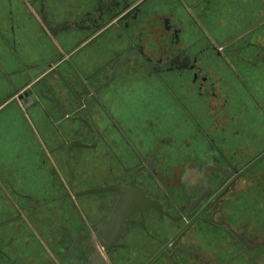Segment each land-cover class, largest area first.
I'll list each match as a JSON object with an SVG mask.
<instances>
[{
    "label": "crops",
    "instance_id": "1",
    "mask_svg": "<svg viewBox=\"0 0 264 264\" xmlns=\"http://www.w3.org/2000/svg\"><path fill=\"white\" fill-rule=\"evenodd\" d=\"M141 1L127 3L133 6ZM89 4L90 0H0V264H90L85 232L91 226L96 231L119 199L116 191L70 194L66 148L71 142L88 143L68 140L60 162L59 142L71 133L63 124L76 120L83 137L86 125L74 114L70 119L62 116L47 97L52 94L70 112L64 95L56 92L63 88L61 84H71L66 76L71 73L74 78L76 71L88 78L107 60L110 46L99 37L89 44L93 33L83 36V43L76 47L79 33L58 29L60 9L68 8L67 16L73 21L76 6ZM65 19V24L70 23ZM119 25L106 32L107 39L113 37L114 54L126 52L130 42L143 49L151 64L161 61L160 65L171 68L156 75L127 62L114 82L98 92L112 120L92 103L81 118L108 138L116 155L112 157L108 151L112 149L103 142L93 150L73 147L69 155L73 186L77 192L111 186L106 182L110 166L120 180L116 185L143 192L163 204L170 217L146 204H134L116 234L107 264H262L264 237L250 242L238 231L230 218L235 216L234 205L229 217H220L219 209L212 216L214 222L205 214L184 227L183 221L172 218L169 203L158 198L161 195L148 173L135 170L132 152L153 158L158 170L203 161L205 165L218 158L229 162L224 151L244 158L251 149L263 148L245 166L264 195V182L253 172L256 165L264 164V0H143L131 20ZM195 73L206 81H195ZM41 78L42 96L35 84ZM27 88L37 101L19 99ZM113 122L120 133L114 131ZM77 148L82 150L81 160L74 157ZM210 154L214 162H205ZM80 163L86 166L84 179L77 172ZM240 179L249 188L251 183ZM54 180L63 186L73 208L72 214L71 209L66 211L68 217L57 212L58 220L52 221L53 230L47 232L28 220L26 205L43 198L31 186L38 185L40 193L44 189L52 193L57 187ZM82 180L87 186L79 188ZM175 191L169 188L168 199L179 203L183 197ZM57 193L47 198L51 207L58 204ZM108 193L115 195L114 200L99 208L96 198ZM35 210L36 206L31 211ZM237 210V216H250L249 207ZM75 211L81 222L74 218ZM222 219H230L241 239L217 224ZM173 241L178 246L171 257L163 255Z\"/></svg>",
    "mask_w": 264,
    "mask_h": 264
},
{
    "label": "flooded vegetation",
    "instance_id": "2",
    "mask_svg": "<svg viewBox=\"0 0 264 264\" xmlns=\"http://www.w3.org/2000/svg\"><path fill=\"white\" fill-rule=\"evenodd\" d=\"M137 5L136 8L134 6ZM138 4H133V6L127 1L125 4L121 7L119 12L115 15L109 18V21L107 23H104V25H101L98 27V31L93 32L91 37L89 38V44H92L94 39L97 37L100 38V41L103 43H107V45L110 46L109 54L107 55V60L101 65L98 70H96L91 76L88 78H81V76L74 71V79L77 82L78 87L73 88L71 84H68L66 86L67 92L70 94V104L73 106V113L72 111H67L66 107L63 106V104L59 103L58 100L54 98L52 94L47 96L48 98H54L53 104L56 106L57 110L63 115H65V118L70 119L72 118V114H74L76 117L75 118H80L83 114L85 115L88 110H89V105L90 103L93 104L94 107L99 108V110L102 113V116L104 118H107L109 120H112L109 112L107 111L106 107L103 104H100L99 102V97L97 96L98 92L106 89L110 84H112L116 78V74L119 71V69L127 62H131L138 64V66L143 69L146 73L148 72L149 74H160L162 72H165L166 70L170 69L171 67L168 65H160L161 61L156 63V64H151L148 61V58L143 55V49L138 46L136 47L135 44H131L129 42V48L124 52L123 54H114L112 51V46L114 45L113 42V37L111 39H107L108 34L106 33L107 31H110L112 29H115L116 26L117 28H121V25H119L121 22H124L125 20H131L133 15L136 13L138 10ZM99 10L101 14H105L104 12H108V9L103 5L102 2L99 3ZM126 14H128L127 17H123ZM102 16V15H101ZM106 33V34H105ZM108 40V41H107ZM130 41V40H129ZM184 62V61H183ZM170 64V63H168ZM171 65V64H170ZM179 66V65H178ZM193 79L195 81L205 82L206 77H199L197 73L193 74ZM40 80V79H39ZM37 81L35 84L38 88V93L40 96H42V92L44 90V83L40 81ZM31 90V94L27 93L26 95L23 94V92H27V90ZM19 95L20 98L24 97H31L35 96L36 101H37V96L33 93L31 88H27ZM35 102V101H34ZM69 105V103L67 102ZM64 112V114H63ZM90 125V124H89ZM87 133L91 137V142L86 144L87 147H92L91 149L88 150H93L96 148V146L100 143L103 142V145L106 143L108 144L105 145L107 148L106 149H112L108 150L111 152L112 157H114L115 150L114 147L109 145V141L107 140L108 138L104 137L102 134H100L95 127L91 124L90 127L85 126ZM112 127L116 133H120V129H118L117 125L112 123ZM120 135V134H119ZM108 136V135H107ZM112 143V142H111ZM126 143V142H125ZM127 144V143H126ZM75 147V146H74ZM132 154L134 155L135 160L137 161V167H135V170L138 169L142 170L143 172L148 173V175L152 178L151 182H153L156 185L157 191L159 192L160 195L165 196L166 203H169V207L173 211L172 218L175 220L183 221L184 222V227H187L193 223L199 222L202 220L203 217H205V214H208L209 220L212 221L211 217L213 216L214 213H216L217 210L220 209L221 207V200L229 194L230 190H232L236 184V181L241 178L243 174H249V166H245L242 168V170H237L236 167L231 165L229 162H226V160H222V162L215 161L214 163L210 164H205V165H200L198 169H190L185 171V176H194L197 181V185L199 186V192L196 196L189 198V203L187 206H181L178 203L175 202V200H169L171 195L169 192L168 185L164 179V176L160 173H158V170L155 169V162L153 158L146 159L139 153L135 152L133 150ZM205 166H212V167H217L220 166L225 172L221 171H213V170H205L202 173V168ZM108 168L111 170L109 172L110 175H113L114 177V182L111 183V185H116V183L120 182L118 179V175L114 173V170L112 167L108 166ZM214 175L211 176V175ZM202 178L205 179L208 187H209V193L206 197H204L200 202L196 203L193 206V203L196 199H198L202 194L206 192V188L204 187L203 180ZM122 182V181H121ZM118 185V184H117ZM122 185H124L122 183ZM186 188H184L183 193L186 194V191H190V185L187 182L186 183ZM134 188V186H133ZM119 193L118 191H116ZM71 194V192H70ZM111 194V193H108ZM107 195V194H105ZM114 195V194H111ZM120 195V193H119ZM188 195V193H187ZM118 198V197H117ZM169 198V199H168ZM234 201L232 200V203L230 202V207L233 208V203ZM112 211V210H111ZM111 213V212H110ZM109 213V214H110ZM217 222H227L229 225L230 224V219H222ZM101 223V222H100ZM100 223L96 226V228L99 227ZM224 226V225H222ZM231 227V226H230ZM232 228V227H231ZM88 244L89 246L93 247L92 254L94 253V250H98L103 258L106 260V263L108 262L107 256L108 254H105L100 246L97 244L96 240L94 242L91 241V235L93 234L94 230L93 227L91 226L88 228ZM240 236V235H239ZM241 237V236H240ZM176 241H173V245L169 247L166 251H162L163 255H168L171 257L172 251L177 247ZM112 248V247H111ZM110 248V250H111ZM109 250V251H110ZM109 253V252H108ZM91 264V263H90Z\"/></svg>",
    "mask_w": 264,
    "mask_h": 264
},
{
    "label": "rangeland",
    "instance_id": "3",
    "mask_svg": "<svg viewBox=\"0 0 264 264\" xmlns=\"http://www.w3.org/2000/svg\"><path fill=\"white\" fill-rule=\"evenodd\" d=\"M72 1V0H69ZM127 0H90V4L85 6V8H76L74 9L75 12V17L73 18V21L70 20L71 17L67 16V10H69L67 8L66 9H60L59 10V23H58V29L62 30H72L75 31L78 36H80L78 39H80L79 41L77 40V45L76 47L79 46L80 43H83L81 41V39L83 38V36H86L88 34H92L95 31H98V27L101 25H104V23H107L109 21V18L112 16H115L119 10L121 9V7L125 4ZM132 1V0H129ZM135 0H133L134 2ZM139 1V0H137ZM74 2V1H73ZM102 2L103 5L108 9V12H104L105 14H101L100 10H99V3ZM102 15V16H101ZM65 18H68L67 20H70V23L65 24L66 20ZM63 20V21H62ZM69 25V26H68ZM67 27V28H66ZM66 78L69 80V82L71 83V85L73 86V88H77V82L75 81L74 78H72L71 73H69ZM51 82V81H49ZM61 84V83H60ZM61 88L60 92L56 91L57 93H59V95L63 96L62 100L63 102H68L69 105V109H71V111L74 109L72 104H70V101H72V99H70V94L67 92V88L65 86H63L61 84ZM61 96V97H62ZM53 109V108H52ZM61 123V121L59 122ZM65 127L66 131H69L71 133H69L68 136L65 137V140L61 139V141L59 142V152L57 154V156H59V161L62 162L63 159V155L62 152L64 150L65 147V143L68 140L74 139V140H83L87 143L91 142V137L90 135L87 133V136L83 137L80 134V124L76 121V120H68L63 124ZM87 137V138H86ZM263 149V148H262ZM260 149V150H262ZM260 150H254L251 149L249 151V153L245 154V157L243 158L242 154L239 153H232V152H227L224 151V155H228L227 159L230 162L231 165H233L234 167L237 168V170H242V168H244V166L246 164H248L251 160L254 159V157H256L257 155L260 154ZM82 150L80 149H76L75 150V155L74 157H80L82 156ZM88 154V153H87ZM93 153H90V155H92ZM94 156V155H92ZM212 156H218L215 153L212 154ZM219 157V156H218ZM217 157V158H218ZM209 159H207L205 162H214L213 158L210 156L208 157ZM80 160L82 159V157L79 158ZM212 160V161H211ZM218 162H222V160L220 158H218ZM204 163L203 162H199V163H193L192 165H184L183 167H176V168H170V169H158V173L162 174L164 176V179L166 181V183L169 184V188H171L172 190H176L175 192L178 194V196H182V200L181 202H179L178 204L181 206H187L189 203V198L194 197L198 194L199 192V186L197 185V181L196 178L194 176H185V171L190 170V169H198V167ZM76 169V168H75ZM86 166L84 164H79V166H77V172L80 175V177H82L84 179V176H86ZM107 183H113L114 182V176L110 175L109 172L111 171L109 168L107 169ZM61 172H63V176L64 171L63 169H61ZM255 176L260 177L263 182H264V164L262 165H256L254 167L253 170ZM241 178H244L245 182L248 184H250V186H248L249 188L245 189V185L243 183V179L237 180L236 184L234 186V188L232 190H230L229 194L226 195L223 198L222 201V206L220 207V217H229L228 216V212L230 211L231 207H230V202L232 203V199L235 198L234 206H235V216L234 217H230L232 223L234 224V226L238 229V231H241L249 240L250 242H259L263 237H264V195L262 190L260 189V187L257 185L256 181L254 180L252 174H243L241 176ZM81 181V180H80ZM54 182H56L54 180ZM189 183L190 185V191H186L184 194L183 193V189L186 188V183ZM57 183V182H56ZM134 183V182H133ZM135 184V183H134ZM132 184V185H134ZM145 184V183H144ZM143 184V185H144ZM83 186H87L85 184H83V180L79 185V188H82ZM145 186V185H144ZM30 187V186H29ZM44 187H48V186H44ZM152 187V186H151ZM30 188H32V190L34 191L37 188V195L40 197V194L42 195L43 198H41V201L35 202V201H28L27 205H26V215L28 220H31L30 222L38 224L41 226V228L43 230H47V232H51L53 229L52 227V221H55L57 219V212L59 213H63L62 215H65L68 217V215H66V211H70L71 209V214H72V208L73 205L71 203V201L68 199L67 197V193L65 191V189L63 188V186L60 184V182L57 183V190L55 188V186H53V190L52 193L54 194L56 191L58 192L55 196H59L60 199L58 200V204H53L54 206L51 207V202L47 201V198L51 196L52 193H50L51 191L48 189L46 190L47 192H49V194L47 196L44 195L45 189L43 190V192L40 193V190L38 189V185L37 186H31ZM33 191H27V192H33ZM39 193V194H38ZM188 193V195H187ZM115 198V195H100L98 196L97 202H98V206L99 208H102V206H108ZM159 199H162V201H166L165 198L163 197V195L158 196ZM236 198H241L240 200H244L242 202L237 201L238 199ZM245 202V203H244ZM43 204V206H42ZM243 204H245L243 206ZM36 206V210L34 212H32L31 210L33 209V207ZM58 206L59 209L57 210L55 207ZM249 207V211H250V216L248 217H242V216H237L236 214L238 213V210H240V212L243 211V209H248ZM237 212V213H236ZM261 214V215H260ZM70 217V216H69ZM74 218L80 221V218L78 217L77 212H74ZM64 219H67L66 217H64ZM0 220L2 221L3 219L0 218ZM58 220V219H57ZM97 222V220H96ZM55 224V223H54ZM1 235V234H0ZM85 240L88 243V234L85 232L84 235ZM89 245V244H88ZM119 248V247H117ZM89 253L92 254L93 251V247L89 246ZM119 250V249H117ZM237 250V249H236ZM263 252V251H262ZM258 254V253H257ZM118 256L117 251H115L112 255V260L115 262L116 257ZM262 264H264V262H262Z\"/></svg>",
    "mask_w": 264,
    "mask_h": 264
},
{
    "label": "water",
    "instance_id": "4",
    "mask_svg": "<svg viewBox=\"0 0 264 264\" xmlns=\"http://www.w3.org/2000/svg\"><path fill=\"white\" fill-rule=\"evenodd\" d=\"M136 7H137V5L134 6V8H136ZM127 16H128V14H126L123 17H127ZM47 76H49V73L44 77H47ZM43 80H44V78H41L39 80L40 83L43 82ZM27 93L31 94V90L28 89L27 92H23L24 95H26ZM49 99L52 102L55 101L54 98H49ZM32 100L36 101L35 96H32ZM63 114H64V112H63ZM79 119L86 126L90 127V125L86 121H84L81 117ZM74 146H83L84 147L85 145L78 143V142H71L68 144V146L66 148V164H67L68 177H69V190H70L71 194L74 197H81V196H85V195L104 193V192H109V191H118L120 193L119 199L115 203L111 213L101 221L97 230L94 231L93 234L90 236L91 241L94 242L93 239H95L97 244L100 246L101 250L105 254H108L110 248L113 246L114 240L116 238V234L118 233L119 228H120L122 222L124 221L127 213L129 212V210H131L134 207V204H136V203L146 204V205L160 211L164 215L170 217L163 204H161L157 201L151 200L149 198H146L144 196L143 192L138 191V190L130 191L129 189H125L119 185H111V186H107V187L90 188V189L80 191V192L75 191L74 186H73L72 173H71L70 166H69V155H70L71 149ZM85 147H87V146H85ZM205 170L225 172V170H223L220 166H217V167L205 166L202 168V173ZM202 180H203L204 187L206 188V192L194 201L193 206L196 203L200 202L209 193V187H208L205 179L202 178ZM211 219H212V217H211ZM212 221L214 222L213 219H212ZM217 224L226 226L230 232H232L237 238L241 239L240 236L236 232H234V230L230 227V225L227 222H217ZM263 242H264V239H263ZM247 248L250 249L249 247H247ZM91 264H107V263H106V261L103 260V258L100 256L98 251L95 249L94 253L91 256Z\"/></svg>",
    "mask_w": 264,
    "mask_h": 264
},
{
    "label": "bare ground",
    "instance_id": "5",
    "mask_svg": "<svg viewBox=\"0 0 264 264\" xmlns=\"http://www.w3.org/2000/svg\"><path fill=\"white\" fill-rule=\"evenodd\" d=\"M138 204H142V203H138ZM145 206H147V205H145Z\"/></svg>",
    "mask_w": 264,
    "mask_h": 264
}]
</instances>
